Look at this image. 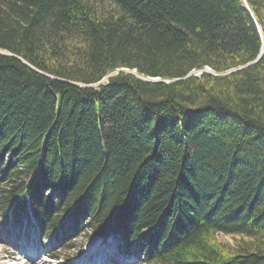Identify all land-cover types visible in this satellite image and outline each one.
<instances>
[{
	"label": "trees",
	"instance_id": "16d2710c",
	"mask_svg": "<svg viewBox=\"0 0 264 264\" xmlns=\"http://www.w3.org/2000/svg\"><path fill=\"white\" fill-rule=\"evenodd\" d=\"M263 49L264 0H0V226L264 264Z\"/></svg>",
	"mask_w": 264,
	"mask_h": 264
},
{
	"label": "rangeland",
	"instance_id": "374dc122",
	"mask_svg": "<svg viewBox=\"0 0 264 264\" xmlns=\"http://www.w3.org/2000/svg\"><path fill=\"white\" fill-rule=\"evenodd\" d=\"M66 236L65 242L53 235L48 239L41 235L34 220L24 221L17 228L1 225L0 264H12L17 257L26 254L37 264H155L144 261L142 253H132L133 250L125 247L119 236L103 239L91 236L88 231L81 234L71 231ZM220 238L234 242L232 236L222 235ZM96 247L100 248L99 252H95ZM77 253L78 256L74 257Z\"/></svg>",
	"mask_w": 264,
	"mask_h": 264
},
{
	"label": "bare ground",
	"instance_id": "6f19581e",
	"mask_svg": "<svg viewBox=\"0 0 264 264\" xmlns=\"http://www.w3.org/2000/svg\"><path fill=\"white\" fill-rule=\"evenodd\" d=\"M33 220V219H32ZM35 222V221H34ZM36 224V223H35ZM97 248V247H96ZM95 250V248H94ZM100 248L98 247L95 252H99ZM22 256V255H21ZM107 257V256H106ZM106 262V261H104ZM12 264H37L36 261H33L27 254L22 257H17Z\"/></svg>",
	"mask_w": 264,
	"mask_h": 264
}]
</instances>
